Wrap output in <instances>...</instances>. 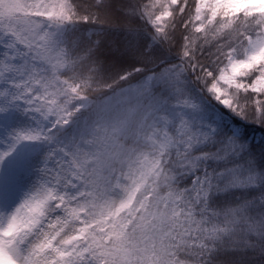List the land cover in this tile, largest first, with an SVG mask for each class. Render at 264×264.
<instances>
[{
    "label": "snow or ice",
    "instance_id": "obj_1",
    "mask_svg": "<svg viewBox=\"0 0 264 264\" xmlns=\"http://www.w3.org/2000/svg\"><path fill=\"white\" fill-rule=\"evenodd\" d=\"M204 102L264 130V0H0V172L48 146L0 264H264V161Z\"/></svg>",
    "mask_w": 264,
    "mask_h": 264
},
{
    "label": "trees",
    "instance_id": "obj_2",
    "mask_svg": "<svg viewBox=\"0 0 264 264\" xmlns=\"http://www.w3.org/2000/svg\"><path fill=\"white\" fill-rule=\"evenodd\" d=\"M197 115L202 122L217 128L221 135H232L230 122L236 124L239 127L242 142L247 146V155L255 157L257 161H264V130L254 124L237 121L229 112L214 103L204 102L202 111ZM19 161L20 159H16L15 164Z\"/></svg>",
    "mask_w": 264,
    "mask_h": 264
},
{
    "label": "rangeland",
    "instance_id": "obj_3",
    "mask_svg": "<svg viewBox=\"0 0 264 264\" xmlns=\"http://www.w3.org/2000/svg\"><path fill=\"white\" fill-rule=\"evenodd\" d=\"M20 125L23 126L26 121L19 118ZM230 129L233 133H239V127L230 122ZM48 146L39 143L22 145L10 159L3 172H0V181H7L10 190L16 191L23 187L25 190L35 179V170L40 165V161L46 154ZM20 159L15 164V160ZM15 202V197L12 198Z\"/></svg>",
    "mask_w": 264,
    "mask_h": 264
}]
</instances>
